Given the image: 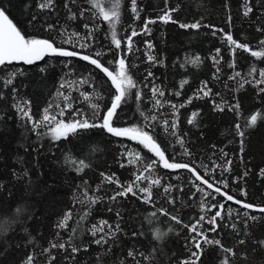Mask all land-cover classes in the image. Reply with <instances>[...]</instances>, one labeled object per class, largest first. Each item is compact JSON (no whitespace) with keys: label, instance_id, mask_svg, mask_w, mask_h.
Instances as JSON below:
<instances>
[{"label":"trees","instance_id":"trees-1","mask_svg":"<svg viewBox=\"0 0 264 264\" xmlns=\"http://www.w3.org/2000/svg\"><path fill=\"white\" fill-rule=\"evenodd\" d=\"M29 46L98 59L143 132L264 207V0H0ZM111 79L74 56L0 67V264H264V212L110 133ZM63 130V132H60Z\"/></svg>","mask_w":264,"mask_h":264},{"label":"water","instance_id":"water-1","mask_svg":"<svg viewBox=\"0 0 264 264\" xmlns=\"http://www.w3.org/2000/svg\"><path fill=\"white\" fill-rule=\"evenodd\" d=\"M46 54L67 57L74 56L81 58L101 69L111 79L118 93L110 109L107 111L104 120L105 126L110 133L118 137L128 138L143 143L156 156L160 157L162 165L165 168L169 170L189 169L196 175L198 179L203 181L211 189L216 190L218 192L223 191L219 187L212 185L210 182L204 179L192 166L186 163H171L167 159L161 147L146 133L126 129H116L112 126L111 122L113 115L124 96V89L112 70H110L108 67H106L93 56L67 48H57L51 41L47 39L36 40L32 42L29 46H27L26 41L21 35L19 29L0 9V67L5 63L12 62L34 63L41 60ZM222 193H224L235 203H244L228 195L225 192ZM245 206L256 211L264 212L263 206H254L250 204H245Z\"/></svg>","mask_w":264,"mask_h":264},{"label":"bare ground","instance_id":"bare-ground-1","mask_svg":"<svg viewBox=\"0 0 264 264\" xmlns=\"http://www.w3.org/2000/svg\"><path fill=\"white\" fill-rule=\"evenodd\" d=\"M217 187V186H216ZM220 188V187H219ZM221 189V188H220ZM221 190H223V189H221ZM216 191V190H215ZM218 192V191H217ZM222 192H225L226 193V191H222ZM222 192H220V193H222ZM222 194H224V193H222ZM225 195V194H224ZM229 195V194H228ZM231 196V195H230ZM236 199V198H235ZM238 200V199H237ZM233 201V200H232ZM239 201H241V200H239ZM234 202V201H233ZM241 202H244V201H241ZM245 204H250V203H247V202H244V203H242V204H239V205H242V206H244V207H246L245 206ZM250 205H253V204H250ZM255 206V205H254ZM246 208H248V207H246ZM248 209H250V208H248ZM251 210H253V209H251Z\"/></svg>","mask_w":264,"mask_h":264},{"label":"rangeland","instance_id":"rangeland-1","mask_svg":"<svg viewBox=\"0 0 264 264\" xmlns=\"http://www.w3.org/2000/svg\"><path fill=\"white\" fill-rule=\"evenodd\" d=\"M60 132H63V130H61Z\"/></svg>","mask_w":264,"mask_h":264}]
</instances>
